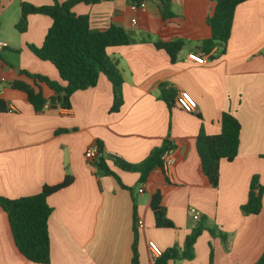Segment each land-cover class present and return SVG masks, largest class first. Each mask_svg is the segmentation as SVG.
Segmentation results:
<instances>
[{
  "label": "crops",
  "instance_id": "1",
  "mask_svg": "<svg viewBox=\"0 0 264 264\" xmlns=\"http://www.w3.org/2000/svg\"><path fill=\"white\" fill-rule=\"evenodd\" d=\"M64 3L67 0H56ZM142 1L146 12L130 11ZM53 5V0H0V197L18 199L40 193L43 186H57L71 177L72 184L49 197L53 209L48 221L51 264H132L134 219L138 228L141 264H154L148 242L162 250L184 248L195 226L191 209L206 217L217 232L205 231L193 246V258L176 264H255L264 253V194L259 215L245 216L251 180L259 177L264 187V0H249L236 8L226 53L218 49L203 54L200 42L210 38L206 24L214 12L211 0H171L175 17L163 20L159 0H101L80 4L75 15L87 16L92 30L112 24L131 37L128 46L113 47L124 78V104L113 105L111 82L104 75L97 85L76 92L71 109L47 107L40 113L25 93L10 84L24 82L50 99L54 93L45 83L22 73L49 77L61 83L58 71L29 50L40 47L52 26L51 18L33 15L28 30L19 33L21 4ZM135 18L136 22L132 23ZM184 40L172 63L156 48V42ZM175 91L174 105L160 98V86ZM188 92L197 101L193 113H185L177 97ZM227 112L241 124L238 157L220 161L218 186L203 174L197 137L221 132L220 118ZM169 142L174 163L169 170H155L144 185L134 172L118 173L124 189L112 176L99 174L85 157L89 147L102 143L105 154L140 164L156 147ZM158 187L165 189L162 205L175 229H157L150 200ZM0 208V264H35L20 254L12 238L9 220Z\"/></svg>",
  "mask_w": 264,
  "mask_h": 264
},
{
  "label": "trees",
  "instance_id": "2",
  "mask_svg": "<svg viewBox=\"0 0 264 264\" xmlns=\"http://www.w3.org/2000/svg\"><path fill=\"white\" fill-rule=\"evenodd\" d=\"M101 0H67L59 3L53 0V5L33 6L28 2H22L20 19L16 25L19 33L28 30V18L33 15H45L51 18L52 26L40 47L30 45L29 50L42 61H48L58 71L60 82H55L47 76L30 74L23 70L26 77L35 82L45 83L54 95L48 99L41 92H36L24 82L14 81L10 84L14 90L25 93L28 103L35 112H42L46 106L50 108L60 107L71 109V98L78 91L94 88L101 75L111 82L113 91V105L111 113H118L124 104L123 84L124 78L118 68L117 60L112 58L108 50L113 47L128 46L132 37L118 25L112 24L104 31L96 32L91 29L87 16L75 15L73 8L77 5L98 4ZM249 0H211L214 12L208 16L206 24L210 29V38L200 42L199 49L205 55H210L213 50L218 49L220 57L226 53V45L231 38L232 23L236 8ZM161 5L162 19L165 21L175 17L171 11V0H159ZM1 27V26H0ZM184 40L171 42H156L157 49L164 51L172 63L183 46ZM264 56V54H263ZM175 91L160 86V98L172 109L174 105ZM3 100L0 99V110L5 111ZM221 132L216 136H206L202 130L197 137V149L201 160L203 174L207 177L213 188L218 186L220 178V161L231 163L238 157L241 124L231 114L224 112L220 118ZM98 145V156L92 164L96 171L105 176H112L124 189L133 192V188L122 184L118 173L113 167L123 172H134L140 174L139 184L145 185L150 175L155 170L164 172L162 168V156L172 147L169 142L162 147L152 150L148 157L140 164L128 163L118 157L106 155L102 143ZM112 163V165H111ZM71 177H65L57 186H43L40 193L36 195L8 199L0 197V208L6 212L12 238L18 251L28 262L35 264H51L50 235L48 221L52 216L53 209L48 199L72 184ZM264 187L259 184V177L255 176L250 183L248 202L241 207L245 216L259 215L262 210ZM165 189L158 187L150 200V207L154 214L155 227L157 229H175V225L168 217L166 209L162 205ZM190 234L186 238L183 249L176 245L163 251L161 258L154 264H176L186 259L193 258V246L198 238L207 231L214 237L220 235L226 244L227 237L209 224L206 217H201L195 222ZM134 242L132 243V264H141L138 252L139 231L137 218L134 219ZM210 264H213V250L211 248ZM255 264H264V253Z\"/></svg>",
  "mask_w": 264,
  "mask_h": 264
},
{
  "label": "built area",
  "instance_id": "3",
  "mask_svg": "<svg viewBox=\"0 0 264 264\" xmlns=\"http://www.w3.org/2000/svg\"><path fill=\"white\" fill-rule=\"evenodd\" d=\"M147 5L145 2L138 1V2H132L130 5V11L133 13H136L138 11H142V13L146 12ZM132 23L136 22V19L133 18ZM4 47V44L0 42V50ZM177 101L179 106L182 108V111L185 113H193L195 110H197L198 104L195 98L189 94L188 92L181 91L178 94ZM98 145H93L88 148L85 152V157L90 161L91 164L94 163L98 156ZM172 151H167L163 154L161 160H162V168L164 172L169 170V167L174 163V159L171 156ZM145 186L143 185L142 188L139 190V194L144 193ZM191 214L194 221H200L201 214L199 211L195 209H191ZM138 228H143V222L141 220L137 221ZM148 249L151 255V258L155 262L157 259L161 258L163 255V251L154 243V241L148 242Z\"/></svg>",
  "mask_w": 264,
  "mask_h": 264
},
{
  "label": "rangeland",
  "instance_id": "4",
  "mask_svg": "<svg viewBox=\"0 0 264 264\" xmlns=\"http://www.w3.org/2000/svg\"><path fill=\"white\" fill-rule=\"evenodd\" d=\"M185 261H188V259H186Z\"/></svg>",
  "mask_w": 264,
  "mask_h": 264
}]
</instances>
